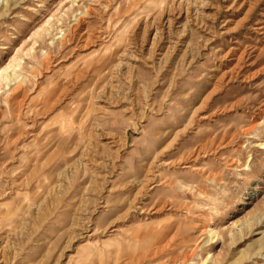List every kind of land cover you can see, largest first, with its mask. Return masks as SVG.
I'll return each mask as SVG.
<instances>
[{"label":"rangeland","instance_id":"rangeland-1","mask_svg":"<svg viewBox=\"0 0 264 264\" xmlns=\"http://www.w3.org/2000/svg\"><path fill=\"white\" fill-rule=\"evenodd\" d=\"M0 264H264V0H0Z\"/></svg>","mask_w":264,"mask_h":264}]
</instances>
